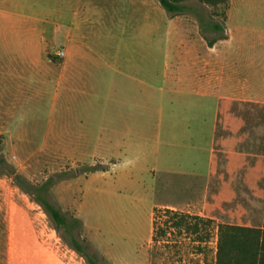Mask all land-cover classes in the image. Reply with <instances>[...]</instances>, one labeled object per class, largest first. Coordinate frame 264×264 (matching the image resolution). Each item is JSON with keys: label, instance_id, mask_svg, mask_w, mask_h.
<instances>
[{"label": "rangeland", "instance_id": "1", "mask_svg": "<svg viewBox=\"0 0 264 264\" xmlns=\"http://www.w3.org/2000/svg\"><path fill=\"white\" fill-rule=\"evenodd\" d=\"M21 1L20 16L44 21L50 31L55 25L63 27L71 20L69 0ZM133 1L134 4L129 3L119 12L107 6L99 9L96 25L85 26V32L89 34L88 50L102 55L105 64L119 50L118 68L135 81L115 75L103 66L94 77H89L98 91L80 105L84 107L85 118L98 126L101 119L112 118L117 105L112 87L132 89L123 88L118 95L130 103L128 107L134 108L135 117L147 118L145 126L151 138L143 148L146 161L142 158V167L138 163L137 168L121 171L135 184L115 180L112 166L116 161L95 156L96 139L80 140L63 133L64 127L77 125L72 115L66 113L62 97L56 108L53 106L58 66L63 61L57 56L64 50L60 41L48 48L49 60L57 69L54 74L43 76L39 85L33 84L35 80L29 81L31 73L23 80L26 77L17 73L10 60H0V157L33 185H47L48 200L70 223H78L73 236L95 264H217L218 234L213 240L205 229L199 233L198 246L188 245L178 237L177 245L171 249L168 246L169 262H166V245L161 243L165 210L153 209L152 205L167 199L181 202L190 193H177L176 185L169 195L165 192L159 134L166 128V121L176 117L195 122L196 131L207 128L209 123L198 125V117H214L220 98L227 92L222 70L215 83L209 85L206 80L199 86L188 68L190 54L181 59L184 48L190 51L191 41L201 55L204 52L210 55L205 38H219L224 33L208 30L207 23L223 24L226 15V34L230 30L232 33L231 43L221 44L214 52L219 69L228 71L231 65L235 72L246 74L243 80L264 75V0H230L226 8H213L193 0L185 3L189 11L174 16L156 0ZM256 7L263 11H257ZM179 68L183 74L177 81ZM144 103L146 112L142 110ZM73 106L78 107L79 103ZM51 119L57 124L51 125ZM90 167L109 172L89 174ZM193 169V165L185 164L170 177L174 184L180 185L197 175L202 184L207 174L203 155L198 157L197 169ZM1 173L2 170L0 264H87L67 244L70 236L65 230L56 231L43 208L19 189L12 178ZM151 215L155 219L153 231ZM207 240L209 244H202Z\"/></svg>", "mask_w": 264, "mask_h": 264}, {"label": "crops", "instance_id": "2", "mask_svg": "<svg viewBox=\"0 0 264 264\" xmlns=\"http://www.w3.org/2000/svg\"><path fill=\"white\" fill-rule=\"evenodd\" d=\"M69 2L72 10L69 24L63 27L55 25L50 31L47 27L49 24L44 21L35 18L26 20L20 16L23 9L21 0H0V60H10L17 73H23L26 77L23 80L28 79L31 73L29 81L35 80L33 84L39 85L43 76L50 72L54 74L57 69L56 64L49 60V46L63 42L64 57L58 66L59 80L53 95V106L56 108L62 97L66 113L72 115L77 125L64 127L63 133L75 135L80 140L96 139L98 153L95 156L105 161H116L112 166L115 180L134 185L132 178L123 174L122 169L137 168L144 163L143 148L151 138L145 126L147 118L143 115L142 118L135 117L134 108L128 107L130 103L122 101L118 95L123 90L132 89L112 87L111 92L116 98L113 101H118V108H114L110 120L101 119L98 126H94L96 122L90 123L85 118L82 111L84 107L80 105L98 91L89 77H94L103 66L115 75H125L129 81H135L134 77L118 68L121 60L119 50L112 53L105 64L102 55L88 50L86 41L89 34L85 32V26L96 25L95 17L99 9L107 6L119 12L134 1ZM256 10L263 11L260 7H256ZM229 33L227 39L207 48L211 56H206L205 52L201 55L193 41L190 51L184 48L181 55V59H186L187 54H190L191 64L188 68L198 85L206 80L209 85L215 83L217 75L224 72L227 92L220 98L214 117L197 119L198 125L209 123V126L196 131L195 122L176 117L168 119L164 131L160 130L158 151L161 172L165 174L163 188L168 194L176 185L177 193H190V197L181 202L167 199L152 205L153 209L165 210V221L161 223V243L166 245L167 263L168 246L171 249V246L177 245L178 237L183 238L188 245L198 246L201 244L198 239L201 231L205 229L207 234L211 233L214 240L220 225L247 229L248 232L241 233L246 237L241 243H249L248 240L255 238L256 243L264 244V75L256 74L254 80H243L246 74L235 72L231 65L228 71L217 67L219 62L214 52L221 44L231 43V30ZM182 68L177 69V81L182 77L185 69ZM51 83H55L54 78ZM76 103H79L78 107L73 106ZM142 110L146 112L145 103ZM52 124H57V121L51 119ZM201 155L206 158L207 164L204 182L200 184L199 176L195 175L185 184H174L171 173L181 170L185 164L197 169L198 157ZM108 172L109 169L102 174ZM154 220L151 215V231L154 229ZM209 243L208 240L202 242Z\"/></svg>", "mask_w": 264, "mask_h": 264}, {"label": "trees", "instance_id": "3", "mask_svg": "<svg viewBox=\"0 0 264 264\" xmlns=\"http://www.w3.org/2000/svg\"><path fill=\"white\" fill-rule=\"evenodd\" d=\"M161 7L169 15H180L190 10V7L185 3L193 0H156ZM203 5H208L213 8L227 7L230 0H195ZM226 15H224L223 24L209 22L206 24L208 30L213 32H223L224 34L219 38L207 39L209 47H213L217 41L227 39L226 34ZM0 170L3 175L13 179V183L21 189L25 194L30 196L34 202L41 206L53 222L56 231L60 232L64 229L65 232L70 236V240L67 244L77 253H79L87 262V264H95L91 257L87 256L82 246L73 236V229L78 223H70L68 219L57 209L47 197L48 187L47 185L35 186L25 177L17 174L14 170L10 169L5 159L0 157ZM105 172L99 170L96 167H90L88 173ZM248 232L247 229L230 227L220 225L218 229V251H217V264H264V244L260 245L256 243L255 238L248 240L249 243H241L242 239H246L241 233ZM63 238V237H62ZM64 239V238H63Z\"/></svg>", "mask_w": 264, "mask_h": 264}, {"label": "built area", "instance_id": "4", "mask_svg": "<svg viewBox=\"0 0 264 264\" xmlns=\"http://www.w3.org/2000/svg\"><path fill=\"white\" fill-rule=\"evenodd\" d=\"M57 56H58L59 58H63V57H64V52H58V53H57Z\"/></svg>", "mask_w": 264, "mask_h": 264}]
</instances>
